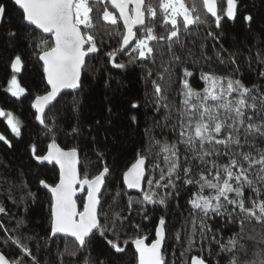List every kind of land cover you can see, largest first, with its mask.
<instances>
[{
  "label": "trees",
  "instance_id": "16d2710c",
  "mask_svg": "<svg viewBox=\"0 0 264 264\" xmlns=\"http://www.w3.org/2000/svg\"><path fill=\"white\" fill-rule=\"evenodd\" d=\"M186 2L189 6L193 3L196 5L205 22L189 26L187 32L181 27L180 43L173 46V53L180 57L179 62L171 61L166 41L149 42L155 49L154 63L153 57L129 63L131 57L128 52H118L114 63L110 62L107 53L119 48L122 36L116 33H123L124 28L106 0L103 4H93L91 15L96 28L91 34L96 37L99 50L86 60L80 89L73 93H63L46 110V123L39 125L31 103L37 95L45 94L48 88L44 81L43 65L38 59V49L34 45L30 47L29 40L47 39L48 35L25 24L22 11L12 0H0V3L6 5L0 24V109L10 111L20 121V135H16L5 117L0 116V133L11 145L7 146L0 140V207L5 209L0 213V224L4 225L0 228V252L10 261L35 264L32 260L34 256L38 264H83L87 257L91 264H101V261L104 264H136L137 253L132 240L143 236L152 242L155 228L163 216L166 227L162 255L166 264H191L193 256L204 259L206 264H227V254L219 253V246L213 236L226 243L233 233L240 232V225L229 223L227 215L209 213L204 222L212 231L202 238L200 218L203 214L198 211L193 213L188 203L194 198L198 186L186 185L181 178L176 181L174 190L157 189L159 196H163L166 191L172 193L166 198L165 205L134 202L129 206L128 196L136 198L141 194H130L123 185V171L134 162L137 152H144L149 136L169 141L176 139L171 131L176 112L172 111L171 118L166 119L168 110L163 107L157 110L152 81L155 80L165 88L169 105L175 104L176 107L180 103L179 90L185 78L184 69L192 73L187 80L198 91L206 86L201 79L202 72L231 75L241 79L248 87L256 85L264 91V76L261 75L264 72V0H236L233 19L225 16L227 0H217L218 15L221 17L219 27L216 26V18L211 17L203 8L202 0ZM104 7L117 17V26L102 19ZM245 16L251 19L245 20ZM154 23L155 34L158 36L166 35L171 30L170 24L167 28L161 27L162 16H158ZM81 28L83 30V26ZM136 31L139 35L138 29ZM9 32H15L16 35L11 37ZM17 54L22 58V69L16 75L10 65ZM115 64H124L125 67L118 68ZM165 67L169 69L166 73ZM157 73H164L163 81L158 79ZM13 75L25 89L19 97L7 91L8 81ZM74 99L78 102L75 110ZM133 102L138 107L133 108ZM133 116L136 117L135 121L132 120ZM73 127L78 131L73 133ZM49 128H54V133ZM146 130H149L147 135ZM53 136L62 148H77L81 176L85 173L95 175L107 164L110 175L101 195L100 222L105 223L106 213L107 227L111 229L113 212L125 218L122 223L117 220L115 231L106 233L107 239L96 232L89 246L79 252L77 257L58 255L65 248L64 236L49 238L51 195L39 181L43 179L48 185H55L59 173L55 165L39 164L36 156L46 153ZM257 146L264 147V143H258ZM179 147L182 176L183 157L191 154L186 153L183 145ZM218 150L223 152L225 149L220 146ZM248 150L245 147L244 151ZM99 153L103 154L102 158ZM160 159L163 167V158ZM155 160L153 152L146 164L151 165ZM218 162L226 163L227 157L221 156ZM198 171L194 165L193 176ZM148 175L159 179V170L154 174L149 170ZM143 187H148L146 181ZM118 192L121 193L119 196ZM125 192L127 195L123 194ZM205 194H208L207 190ZM252 195L249 190L245 191L246 199ZM261 198L264 199V193ZM76 200L81 209L84 195L78 196ZM227 211H232V207L228 206ZM193 215L196 217L195 232ZM145 216L148 218L145 219ZM20 221L22 223L18 226ZM243 236L247 255L242 250L236 254L241 261H250L255 258L254 251L264 248V243H261L264 239V224L254 219L246 220ZM9 237L19 239L21 244L30 249L31 255H24ZM67 240L69 248L75 246L74 240L69 237ZM107 240H113L124 250L117 252ZM126 240L127 244L124 243Z\"/></svg>",
  "mask_w": 264,
  "mask_h": 264
},
{
  "label": "snow or ice",
  "instance_id": "6c2138e0",
  "mask_svg": "<svg viewBox=\"0 0 264 264\" xmlns=\"http://www.w3.org/2000/svg\"><path fill=\"white\" fill-rule=\"evenodd\" d=\"M104 2L105 0H14L15 5L22 10L23 22L29 26L34 25L42 33L48 34L47 39L29 40V46L34 45L38 49V59L43 62L44 79L50 88L45 94L37 95L32 102V107L36 109L35 119L41 124L46 123V108L53 105L63 89H77L80 86L86 58L98 52L96 37L91 34L96 28L91 15L94 10L92 5ZM107 2L118 10L124 28L123 33L119 31L116 33L122 36L119 48L107 53L110 62L113 63L118 52H128L131 57L129 63H137L149 57H153L154 63L155 49L149 42L165 41L171 54V61L179 62L180 57L173 53V46L180 43L181 27L187 32L189 26L205 22L196 5L193 3L189 6L186 0H107ZM202 4L203 8L216 18V26L219 27L221 17L217 14L216 0H202ZM235 8L236 0H227L226 14L229 18L234 17ZM5 11L6 5L0 3V14ZM158 16H162L161 27L167 28L169 24L171 25V30L167 31L166 35L155 34L154 22ZM102 19L112 26H117V17L107 7H104ZM244 19L250 20L251 17L245 16ZM135 26H139V35L134 31ZM8 35L14 37L16 33L9 32ZM21 64L22 58L19 54L12 58L10 66L14 73L20 71ZM115 66L125 67L124 64ZM168 71L169 69L165 67L164 73ZM164 73H157L159 80H164ZM191 75V72L184 69L185 78L179 90V107L175 104L170 106L165 88L155 80L152 81L157 110L161 107L168 110L166 119L171 118L172 111L176 112V119L171 125V131L176 139L161 140L152 135L149 136V143L144 152H137L134 162L123 171L122 178L127 189H137L141 196L136 198L128 196V204L131 206L134 202H144L165 205L166 198L172 193L166 191L163 196H159L157 189L174 190L176 181L183 178L186 185L198 186L194 198L188 203L193 213L198 211L203 214L200 218L201 237L204 238L212 231L204 222L209 213L227 215L229 223L240 225V232L233 233L226 243L216 240L215 235L213 236V240L219 246V253L227 254V264H264V248L254 251L255 258L250 261H241L236 254L238 250H242L245 255L248 252L242 242L245 221L254 219L264 224V199L261 198L264 193V147L257 146L258 143H264V118H261L264 116V91L256 85L248 87L241 79L231 75L221 76L213 72L201 73V79L206 86L198 91L189 85L187 77ZM261 75L264 76V72ZM7 91L19 97L25 89L13 75L8 81ZM77 103L74 99L73 110ZM132 107L136 108L138 105L133 102ZM5 115L12 132L20 135V121L15 119L11 112L0 110V116ZM132 120L135 121L136 117L133 116ZM49 131L54 133L55 129L49 128ZM77 131L76 127L72 128L73 133ZM148 132L149 130H146V135ZM0 140L9 143L3 135H0ZM180 145L184 146L186 153L191 154L183 157L182 176ZM220 146L225 149L223 152L218 150ZM245 147L249 150L244 151ZM153 152L156 160L148 165L146 161ZM33 154L35 155L34 146ZM98 155L101 158L103 156L102 153ZM221 156L227 157L226 163L218 162ZM210 157L215 158L209 159ZM36 159L54 161L59 166V179L55 185H48L43 179L39 181L40 185L51 192L49 238L58 234L65 237V248L58 252L59 256L67 254L77 257L79 252L89 246L91 237L96 232L107 239L106 233L115 231L117 220L123 222L125 218L118 212H113L111 229L107 227L106 213L105 223L100 222L102 188L110 175L107 164H104L95 175L85 173L81 176L77 169L79 163L77 148H61L54 136L47 145V153L36 156ZM194 165L199 169L195 176ZM149 170L153 174L159 170V179L148 175ZM144 181L148 185L146 189L142 188ZM85 186L87 196L83 201V210H79L74 196L78 190L85 189ZM246 190L253 194L247 199ZM120 194L117 193L118 196ZM123 194L127 195L126 192ZM31 195L29 192V196ZM249 204L251 206H248ZM228 206L232 207V211H227ZM4 211L5 209L0 207V213ZM147 218L145 216V219ZM20 223L22 221L18 222V226ZM3 227L4 225L0 224V228ZM165 227V218L161 216L155 229L156 239L151 244H146L143 236H137L132 240L138 253V264H166L162 255ZM195 230L196 217L193 215V232ZM68 237L74 238L75 246L72 248H69ZM248 238L252 239L250 236ZM9 239L24 255H31L30 249L21 244L19 239L12 237ZM107 243L117 252L124 250L113 240H107ZM124 243L127 244V240ZM261 243H264V239ZM32 260L38 264L36 257L33 256ZM0 264L21 262L9 261L0 253ZM83 264H91V261L86 257ZM101 264L104 262L101 261ZM191 264H206V261L193 256Z\"/></svg>",
  "mask_w": 264,
  "mask_h": 264
},
{
  "label": "water",
  "instance_id": "95a60500",
  "mask_svg": "<svg viewBox=\"0 0 264 264\" xmlns=\"http://www.w3.org/2000/svg\"><path fill=\"white\" fill-rule=\"evenodd\" d=\"M13 1V3H14V0H12ZM107 1V0H106ZM110 4V3H109ZM110 6H111V8L116 12V14H117V16H118V18H119V12H118V10L117 9H115L111 4H110ZM216 7H217V0H216ZM19 8V7H18ZM130 8H131V5H130ZM226 9H227V3H226ZM21 10V9H20ZM22 11V10H21ZM235 12H236V8H235ZM208 13V12H207ZM211 17H213L212 15H211V13H208ZM217 14H218V8H217ZM2 15L3 14H0V24H1V21H2V19H3V17H2ZM225 16L227 17V18H229L228 16H227V14H226V10H225ZM213 18H215V17H213ZM234 17H232V18H230V19H233ZM119 21H120V23H122V26H123V21L119 18ZM31 27H34L35 28V26L33 25V26H31ZM36 29V28H35ZM137 29H139V26H135L134 27V31H136ZM36 30H38L39 32H41L42 33V31L41 30H39V29H36ZM42 34H44V33H42ZM44 35H48V34H44ZM90 55H92V54H90ZM89 55V56H90ZM88 58V57H87ZM87 58H86V60H87ZM41 63H42V65H43V62L41 61ZM21 69H22V64H21V68H20V71L19 72H15V74L17 75V74H19V73H21ZM11 70H12V68H11ZM13 71V70H12ZM82 72H83V70H82ZM82 72H81V77H82ZM44 81H46L45 79H44ZM81 81H82V79L80 80V85H81ZM46 85H47V83H46ZM47 88H48V90H50V88H49V86H47ZM80 89V86L77 88V89H63L62 91H61V94L57 97V99H56V101L58 100V98L63 94V93H67V92H70V93H73V92H75V91H78ZM47 90V91H48ZM33 102V101H32ZM55 102V101H54ZM54 102H53V104H54ZM32 104V103H31ZM51 106H49L48 108H50ZM48 108H46V110L48 109ZM32 109H33V111H34V113L36 114V109H34L33 107H32ZM36 122L39 124V125H41V123L39 122V121H37L36 120ZM0 135H2L1 133H0ZM1 141H3V140H1ZM4 142V141H3ZM5 143V142H4ZM7 146H9V143H5ZM58 144V143H57ZM61 147V146H60ZM62 148V147H61ZM65 149V148H64ZM46 153H47V151H46ZM45 153V154H46ZM44 154V155H45ZM78 158H79V163L77 164V169H78V172H79V164H80V156L78 155ZM147 162V161H146ZM38 163L39 164H43V163H46V164H49V165H55L56 166V168H58V173H59V166L58 165H56L55 164V162L53 161V162H49V161H41V160H38ZM58 179H59V174H58ZM144 183H145V181L144 182H142V188H144L143 186H144ZM124 185V184H123ZM104 187V186H103ZM124 187L126 188V186L124 185ZM47 191H49V189L48 188H45ZM103 190H104V188H102V192H103ZM126 190L128 191V193H130V194H132V193H135V194H137V195H140L141 193L137 190V189H127L126 188ZM49 193H50V195H51V192L49 191ZM81 195H84V198L87 196V191H86V186H85V189H82V190H78L77 192H76V194H75V196H74V199L76 200V198L78 197V196H81ZM77 201V200H76ZM77 207H78V209H79V206H78V204H77ZM79 210H83V205H82V208L81 209H79ZM156 229V228H155ZM58 235H60V236H64L63 234H58ZM70 239H72V240H74V238H71V237H69ZM154 239H156V235H155V237H154ZM165 240V239H164ZM163 240V242H162V250H163V248H164V245H165V241ZM153 241V240H152ZM145 243L146 244H151L152 242H149V241H147V239L145 238ZM133 248H134V250H135V253H137L136 252V249H135V245L133 244ZM1 253V252H0ZM6 257V256H5ZM8 259V258H7ZM9 260V259H8ZM10 261V260H9ZM191 261V260H190ZM136 264H138V253H137V263Z\"/></svg>",
  "mask_w": 264,
  "mask_h": 264
},
{
  "label": "rangeland",
  "instance_id": "374dc122",
  "mask_svg": "<svg viewBox=\"0 0 264 264\" xmlns=\"http://www.w3.org/2000/svg\"><path fill=\"white\" fill-rule=\"evenodd\" d=\"M18 83H19V82H18ZM19 84H20V83H19ZM20 86H21V85H20ZM21 87H22V86H21ZM22 94H23V93H22ZM0 110H2V109H0ZM3 111L6 112V113H7V112H10V111H5V110H3ZM4 117H5L6 122H7V116L5 115ZM13 117H14L15 119H17V117H16L15 115H13ZM17 120H18V119H17Z\"/></svg>",
  "mask_w": 264,
  "mask_h": 264
}]
</instances>
